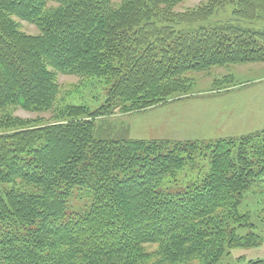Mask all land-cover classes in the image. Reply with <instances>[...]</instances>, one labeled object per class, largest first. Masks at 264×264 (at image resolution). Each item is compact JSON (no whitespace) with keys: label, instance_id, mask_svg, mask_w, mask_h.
<instances>
[{"label":"trees","instance_id":"16d2710c","mask_svg":"<svg viewBox=\"0 0 264 264\" xmlns=\"http://www.w3.org/2000/svg\"><path fill=\"white\" fill-rule=\"evenodd\" d=\"M183 1L0 0V111L57 113L40 127L0 123V264H141L148 246L163 264L195 254L215 264L227 245L255 241L237 233L246 224L221 217L264 177V132L209 143L96 132L98 118L161 103L189 73L264 63V31L239 21L257 19L264 0H207L173 15ZM227 3L237 20L180 29ZM19 21L40 33H23ZM60 74L105 80L102 107L62 110ZM203 153L206 176L182 192L164 186Z\"/></svg>","mask_w":264,"mask_h":264},{"label":"rangeland","instance_id":"374dc122","mask_svg":"<svg viewBox=\"0 0 264 264\" xmlns=\"http://www.w3.org/2000/svg\"><path fill=\"white\" fill-rule=\"evenodd\" d=\"M207 6V0H185L172 12L175 16L185 17ZM235 11V5L227 3L216 7L205 22L181 23L179 27L188 31L220 22H232L237 20ZM239 21L244 27L264 31V12L259 13L257 19ZM19 23L22 32L27 35L37 36L40 33L33 24L25 21ZM180 79L183 82L177 88L180 91L171 96L167 91L169 97L161 103L130 112L117 107L113 114L98 118L96 132L99 131L103 136L144 141L207 143L264 132V63L215 66L206 71L189 73ZM58 83L61 88L59 103H62L59 107L62 110L71 105H85L89 110L95 111L106 101L108 86L105 80L60 74ZM56 116L55 111L34 112L7 107L0 111V123L3 130H9V127L17 130L20 124L40 127L54 121ZM204 154L175 176L166 179L164 186L174 193L182 192L197 179L206 176L211 166L209 156H203ZM79 200L73 198L70 208L77 210L82 204ZM238 203L239 212L227 208L221 219L223 223L229 224L240 220L246 225L237 228V233L242 236L254 233L255 241L243 246L227 245L221 259L215 264L264 261V177L254 180ZM215 250H210L213 255ZM159 251L157 246H148L143 251L141 264H163ZM191 258H179L164 264H207L213 261L211 257L201 258L196 254Z\"/></svg>","mask_w":264,"mask_h":264}]
</instances>
